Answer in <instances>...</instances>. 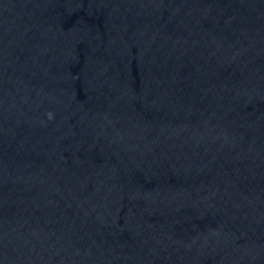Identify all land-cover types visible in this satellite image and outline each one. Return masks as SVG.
<instances>
[{"label":"water","instance_id":"95a60500","mask_svg":"<svg viewBox=\"0 0 264 264\" xmlns=\"http://www.w3.org/2000/svg\"><path fill=\"white\" fill-rule=\"evenodd\" d=\"M0 264H264V0H0Z\"/></svg>","mask_w":264,"mask_h":264}]
</instances>
